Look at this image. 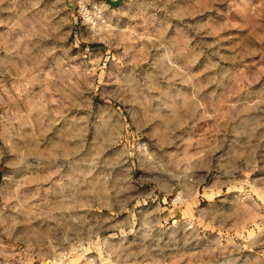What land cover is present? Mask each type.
<instances>
[{
  "label": "rangeland",
  "instance_id": "1",
  "mask_svg": "<svg viewBox=\"0 0 264 264\" xmlns=\"http://www.w3.org/2000/svg\"><path fill=\"white\" fill-rule=\"evenodd\" d=\"M0 264H264V0H0Z\"/></svg>",
  "mask_w": 264,
  "mask_h": 264
},
{
  "label": "water",
  "instance_id": "2",
  "mask_svg": "<svg viewBox=\"0 0 264 264\" xmlns=\"http://www.w3.org/2000/svg\"><path fill=\"white\" fill-rule=\"evenodd\" d=\"M112 6L118 5L122 0H107Z\"/></svg>",
  "mask_w": 264,
  "mask_h": 264
}]
</instances>
